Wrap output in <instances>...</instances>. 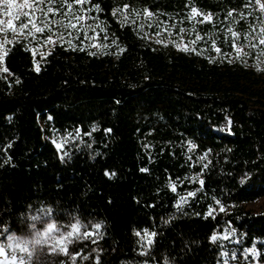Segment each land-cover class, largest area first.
Masks as SVG:
<instances>
[{"label": "trees", "instance_id": "trees-1", "mask_svg": "<svg viewBox=\"0 0 264 264\" xmlns=\"http://www.w3.org/2000/svg\"><path fill=\"white\" fill-rule=\"evenodd\" d=\"M256 2L88 0L101 50L57 44L37 70L24 41L9 46L0 75V242L47 222L82 232L36 259L20 251L22 264H218L223 252L250 264L248 249L264 263V206L244 205L264 196ZM193 7L211 22L190 18ZM229 28L239 33L235 46ZM181 37L189 47L176 46ZM42 121L76 137L65 156Z\"/></svg>", "mask_w": 264, "mask_h": 264}, {"label": "rangeland", "instance_id": "rangeland-1", "mask_svg": "<svg viewBox=\"0 0 264 264\" xmlns=\"http://www.w3.org/2000/svg\"><path fill=\"white\" fill-rule=\"evenodd\" d=\"M59 0L55 4L52 5L55 9H59L60 11L56 16H52L49 14V17L53 20L62 19V13L66 11V7L61 8V5L58 4ZM25 3H32V0H0V44L3 45L4 50L7 52L9 46L15 41H24L35 59V66L38 69L43 58L51 51V49L57 44H67L74 45L76 42L80 43L83 47L93 49L99 51L102 49L101 46V36H100V28L96 27L97 22L93 13L87 8L86 4H74L73 11L78 15L85 16V20L81 22L84 26L81 27L79 24L75 29H64L59 28L58 26L53 27V31L49 32L48 29H45L42 33L35 32L34 36L28 35V30L24 31V34L21 35L17 31H13L12 29H18L21 22L24 21V17L21 16L19 19H16L17 8L16 5H23ZM72 3V2H71ZM264 4V1L256 2L258 9L261 10L260 5ZM11 5V6H9ZM41 7H44L43 5ZM28 9H22V11H26ZM264 13V10H261ZM207 15V14H206ZM146 18L154 20V16L148 17L144 15ZM201 16V15H198ZM203 16V15H202ZM37 24L39 25V21L43 19L42 15L37 12L36 13ZM204 18V17H203ZM12 20V24L9 25L8 21ZM75 22V21H74ZM67 23V20H65ZM42 26V25H40ZM31 27V26H30ZM94 29V31H93ZM166 29V28H165ZM169 37L171 35L170 30L166 34ZM62 36V39L60 38ZM49 37H51V41H49ZM155 39L159 36L156 34ZM152 39L153 36H151ZM10 41V43H9ZM80 41V42H79ZM176 46L178 48H187L189 47V42L185 37H181L177 42ZM2 54V53H0ZM3 55V59H4ZM3 59L0 60V75L5 73L3 69H5ZM45 131H49L46 133V137L50 140L53 145L56 147L58 154L63 157L66 154L67 147H70L74 138L69 136L67 138L55 134L49 128V125L42 121L41 122ZM80 142L82 139L80 137L77 138ZM249 208L258 209L260 206H264V196L256 201L244 203ZM82 234L81 229L78 226L64 228L57 227L52 222H47L43 228L34 230L32 233L18 237V238H10L7 241L0 242V264H22L18 260L17 254L22 251L25 253L27 258L36 259L38 253L42 251H61L64 250L67 243L75 238L76 236ZM90 234L89 232L83 233L84 236ZM228 233L220 234V238L222 240L228 237ZM217 237V235L215 236ZM7 249L11 251V254H8ZM255 253V254H253ZM245 256H251L254 261L250 264H264L260 263L256 260V252L252 249L246 250L242 259ZM218 264H243L238 263L237 260L232 256L227 255L225 252L222 254V258Z\"/></svg>", "mask_w": 264, "mask_h": 264}, {"label": "snow or ice", "instance_id": "snow-or-ice-1", "mask_svg": "<svg viewBox=\"0 0 264 264\" xmlns=\"http://www.w3.org/2000/svg\"><path fill=\"white\" fill-rule=\"evenodd\" d=\"M57 0H32V3L28 4L25 3L23 5H16L15 7L17 8V13H16V19H19L21 16H23L25 19L23 22H21L20 26L18 29H12L13 31H17L19 34L23 35L25 30H28V35L29 36H34L35 32H40L42 33L45 29H48L49 32L53 31L54 26H58L59 28H64V29H75L77 28V25L79 24L81 27L84 25L81 24L83 20H85V16L83 15H78L76 12L73 11V5L74 4H84L87 3L88 0H72V3H69V0H59V3L61 5V8L66 7V11L62 13L63 18L59 20H53L49 17V14H52V16H56L57 13L60 11L59 9H55L52 7L53 4H55ZM258 2V0H257ZM44 7H41V6ZM11 6V5H9ZM127 6H125L126 8ZM261 10H264V4L260 5ZM22 9H28L26 11H22ZM39 12L43 19L39 21V25L37 24V18H36V13ZM124 9H117L116 12L113 14L116 15L117 13H123ZM144 15L151 17L153 14L151 12H148L146 9L144 10ZM198 15H203L204 21L211 22V15H204L200 13L196 8L191 9L190 13V18L195 19L196 16ZM229 17H231L233 14L232 12L228 13ZM243 14H241L242 16ZM127 17H125L126 19ZM65 20H67V23H65ZM75 21V22H74ZM8 24H12V20L8 21ZM42 25V26H40ZM31 26V27H30ZM96 27H99V25H96ZM94 31V29H93ZM228 33L231 35L233 38V46H235V40L239 39V33L234 32L231 28L228 29ZM62 39V36L60 37ZM197 39H200V37H197ZM256 39L259 40L260 44H264V28L260 30V34L256 37ZM50 42L51 37H49ZM159 42V41H158ZM10 43V41H9ZM251 47H256L255 44H252ZM219 51V49H217ZM240 51L238 50L237 52V58H239ZM0 60L3 59V55H6V51L4 50V47L2 44H0ZM261 55H264V51L261 52ZM4 71H7V69H3ZM38 70V69H37ZM189 195H194V193H190ZM223 210V209H221ZM99 227V226H97ZM90 235V234H88ZM216 237H213V240H215ZM255 254V253H253Z\"/></svg>", "mask_w": 264, "mask_h": 264}]
</instances>
